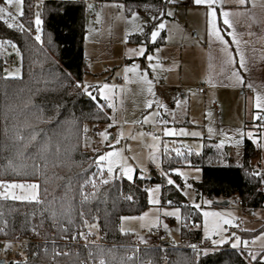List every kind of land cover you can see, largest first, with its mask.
Returning <instances> with one entry per match:
<instances>
[{
	"label": "trees",
	"instance_id": "obj_1",
	"mask_svg": "<svg viewBox=\"0 0 264 264\" xmlns=\"http://www.w3.org/2000/svg\"><path fill=\"white\" fill-rule=\"evenodd\" d=\"M99 1L124 3L128 13H149L155 22L166 17L169 2ZM23 4L18 26L10 28L0 19V40L19 49L23 70L20 77L8 76L6 54L0 51V181H36L39 198L17 200L0 196V237L61 239L74 230L92 226L97 242L88 248L80 246L61 253L32 243L26 257L17 253L16 259L3 264H86L88 255L92 264H264L262 250L213 246L203 240L201 211L188 202L179 177L175 178L180 184H169L153 169L146 179L136 175L132 181L125 177L106 180L105 172L104 176L99 174L96 155L84 145L83 131L89 125L99 131V125L111 123V116L110 107L102 99L82 88L87 72L86 4L80 0L44 1L42 40L28 30L34 26L35 0H23ZM152 27L149 24L141 32L129 35L128 41L146 43L149 50L162 44L164 33L158 41L149 43ZM213 142L206 139L201 154L163 153V170L169 172L185 164L198 166L202 178L192 185L199 198H239L245 206H262L264 178L251 164L257 154L254 142L245 138L243 160L238 165L232 162L227 148ZM148 182L161 184L163 205L182 210L180 240L176 244L142 243L121 229L123 216L138 215L148 208L144 189ZM248 233L254 235L256 231ZM137 244L142 245L139 250ZM194 244L205 248L197 251L192 248ZM130 252L133 255L129 256Z\"/></svg>",
	"mask_w": 264,
	"mask_h": 264
},
{
	"label": "rangeland",
	"instance_id": "obj_2",
	"mask_svg": "<svg viewBox=\"0 0 264 264\" xmlns=\"http://www.w3.org/2000/svg\"><path fill=\"white\" fill-rule=\"evenodd\" d=\"M96 1L90 3L87 0L85 2L86 33L84 46L86 57L95 61L91 73H85L84 85L97 84L99 92L103 85L107 84L109 86L103 89L104 96L102 97H107L113 121L112 124L98 126L100 132L96 139L84 138L85 147L90 153L96 155L99 174L104 176L103 172H105L106 180L113 177H125L127 179L119 162L112 165L113 171L109 173L107 170L109 162L107 160L98 161L100 155L117 151L127 166L133 168L132 180L135 179L136 175L146 179L152 169L164 176L167 181L171 179L174 184H180L175 178L179 177L182 182L181 190L188 202L193 206L199 205L197 208L202 214L201 230L204 241L213 246L229 245L235 248L233 245L237 246L243 238L241 232L246 229H253L256 231L255 235L250 237L253 244L264 246V209L249 210L238 207L234 198L229 199L227 205H216L215 201L220 200H212L206 196L199 198L192 182L201 180L202 169L200 167L185 164L173 167L169 172H166L163 170L162 165L163 153L185 155L190 152L201 154L206 139L214 141L213 144L217 147H227L230 150L229 154L232 157V162L236 165L241 164L245 138L251 137L257 143L259 135H255V133L261 131V142L259 143L261 153L251 160V164L254 163L255 168L261 174L264 170V128L261 125L264 122V116L261 114L264 109L256 107V97L257 95L261 96V102L264 103V91L259 90L255 91L254 94H250L246 91L243 93L235 88L213 89L205 87L206 90L203 89L204 91L199 93L195 89L197 86V83H195V85L172 89L171 92L166 94L160 85L151 86L152 92L149 93L147 91L149 85L145 84L142 74L146 73L147 79L151 83H162L161 77L164 69L162 49H153V54V51L146 53L145 48L144 55H137L130 50H138L140 46L126 44L123 40L124 34H130L131 28L142 29L149 24L154 26L152 31L156 30V26L161 22L164 23L165 27L159 29V33L160 31L169 30L173 26L172 20L176 24H187L189 30H192V17L196 13L199 28L194 27L193 32L188 33L191 36L199 33L198 37H194L196 42H204L207 5H197L195 0H169L165 13L170 18L163 17L155 22L153 15L138 10L124 15V5L119 2ZM230 1L239 3V0ZM245 2H249L252 6H264V0H245ZM43 3L44 0H35V14L33 17L34 26L40 33L43 30L41 16ZM0 7L6 9L4 14H0L4 16L3 20L13 26L20 24V11L23 12L24 9L23 0L22 4L13 3L12 5L6 4L5 0H0ZM169 12H171V15L168 14ZM7 13H11V16ZM133 14H135V17ZM147 15H149L148 22L145 21ZM37 16L40 19L39 25L35 23ZM218 26L220 27V24ZM221 27L224 31L226 30L225 26L221 25ZM0 42L2 41L0 40ZM0 51L6 55H9V53L15 54V46L2 42L0 43ZM148 56H152L153 59L149 61ZM125 58H128L127 62ZM133 65L137 66L135 72L125 71L126 68ZM152 65H156V67L153 68ZM150 69L152 77L148 72ZM22 71L20 60L5 67V72L10 77H20ZM133 73L138 74V76L130 77V74ZM198 74H193L195 80L202 77ZM121 76H124L127 82L125 86L116 83ZM198 82L204 83V80L201 79ZM177 101H179V104H177ZM148 104H151V107H148ZM254 106L257 108L256 111L253 110ZM260 110L262 111L260 112ZM156 113L159 114L156 115ZM162 114H165L166 123L161 118ZM254 116L261 118L259 127L247 128V124L252 122ZM145 118H147L146 122ZM143 123L155 126L162 136L147 135L144 130L138 127V124ZM87 127L93 129L94 125ZM166 129L173 134H166ZM210 129L211 131H209ZM101 133H106L107 139ZM193 133L199 135H193ZM111 159L115 160L117 158ZM12 182L35 183L38 185L36 181H8L6 183ZM148 184V208L138 215L123 216L121 218V229L123 232L134 235L142 243L169 241L176 244L180 240L182 210L178 206L162 204L160 183L148 182ZM13 194L17 196L34 195L35 199L26 200H36L39 198V187L35 190L25 191L5 189L2 186L0 190L1 197L12 198ZM153 201H158V203H153ZM205 212L218 213L219 215L205 217ZM168 213L174 214L169 215ZM225 220H230L231 223H224ZM206 227L207 231L205 230ZM247 239L249 238H244V240ZM0 259L9 262L16 259V257L13 254L3 252L0 253Z\"/></svg>",
	"mask_w": 264,
	"mask_h": 264
},
{
	"label": "crops",
	"instance_id": "obj_3",
	"mask_svg": "<svg viewBox=\"0 0 264 264\" xmlns=\"http://www.w3.org/2000/svg\"><path fill=\"white\" fill-rule=\"evenodd\" d=\"M47 1V0H44ZM60 1H78V0H60ZM101 2V1H100ZM112 2V1H111ZM114 2V1H113ZM92 3V2H90ZM124 5V15L129 14L126 10V6L124 3L119 2ZM217 9V26H218L221 35L224 40L228 42V51L232 53L235 58V70L239 71L240 75L243 78L242 83H237L234 77H231V73L229 72V65L224 63L226 59V54L222 51L224 48V44L218 40L214 35L211 34L210 25L208 24L209 17L207 16L208 8L206 9V18H205V27H204V42H196L194 37H198L199 33H195L192 36L189 35L188 32L192 31L194 27H198L197 14L195 13L192 17V30H189L187 24L180 25L174 20H172L173 26L169 30L160 31L155 41L151 40V32L153 27L149 33V43H154L159 40L162 33H164V39L162 44L154 47L153 49H162L161 54L162 64L164 65L163 75L161 77V84L151 83L150 86L160 85L164 89L165 94L167 92H171L172 89L181 88L187 85H195L196 87L200 85H204L206 88L213 89H223V88H235L241 90L243 93L249 92L250 94H254L255 91L263 90L264 91V6L262 5H251L249 2L234 3L230 0H222V2L216 4ZM221 9L230 12V22L232 27L229 28L227 25L223 24V17L220 15ZM166 17H169L166 15ZM146 22L149 21V15L146 16ZM221 25L225 26L226 30L221 29ZM144 28H131L130 34H124V42L126 44H133L146 48V53L149 51L148 44L141 43L135 44L128 41V36L137 32H141ZM193 32V31H192ZM232 32L237 39L240 41L239 49L240 52H243L245 56V63L247 65V69H241L239 67V52H237V45L232 41V36L228 33ZM195 41V42H194ZM3 42V41H2ZM139 48V47H138ZM164 49V50H163ZM167 50V51H165ZM12 52V50H10ZM9 51V52H10ZM165 51V52H164ZM84 53L86 61H89L90 64L86 65L87 72L91 73V69L94 65L95 60H91L86 57V51L84 46ZM10 54V53H9ZM137 58V57H135ZM128 58H125L127 62ZM124 61V62H125ZM150 77H152L151 69L148 70ZM143 73V72H142ZM199 73V77L197 80L193 78V74ZM94 75V73H93ZM138 74L133 73L130 74V77H137ZM142 76H144L142 74ZM137 79V78H136ZM201 79L204 80V83H199ZM211 81V82H209ZM117 85L125 86L127 82L125 81L124 76H121L117 80ZM146 84V83H145ZM148 85V84H147ZM88 87L89 93H94L95 96L102 99L109 107V103L107 99L102 97L99 92V87L97 84H91ZM82 87H84V79L82 82ZM195 87V89H196ZM206 90V89H204ZM204 90L196 91L202 93ZM160 96V95H159ZM161 98V96H160ZM253 110L256 111L257 108L253 107ZM262 110H260L261 112ZM264 116V112L261 113ZM110 116L111 123L112 114L110 107ZM261 116V115H260ZM166 121L165 114H162L161 117ZM261 122V118L258 116H254L252 118V122L247 124V128L259 127V123ZM124 123V121H123ZM109 125V124H108ZM262 128H264V122H262ZM259 135V140L256 143L251 137L250 138L256 148L257 155H260V146L261 142V131L260 133H255V135ZM227 148V147H220ZM228 150V149H227ZM230 152V150H228ZM255 156V157H256ZM253 167L256 165L253 163ZM263 210V209H260ZM255 231L253 229L243 230L240 243L235 247H245L252 246L254 248H264V246H256L253 244V241L250 239L253 235H249L248 232ZM255 235V234H254ZM244 238H249L244 240ZM245 241H247V245H245Z\"/></svg>",
	"mask_w": 264,
	"mask_h": 264
},
{
	"label": "snow or ice",
	"instance_id": "obj_4",
	"mask_svg": "<svg viewBox=\"0 0 264 264\" xmlns=\"http://www.w3.org/2000/svg\"><path fill=\"white\" fill-rule=\"evenodd\" d=\"M6 4L8 5H12L13 3H17V4H22V0H5ZM222 2V0H195V3L197 5H207V8H208V11H207V16L209 17L208 19V24L210 25V30H211V34L214 35L218 40H220L223 44H224V48L222 49V51L226 54V59L224 60V63L226 65H229V72L231 73V77H234L236 82L237 83H242L243 82V78L242 76L240 75L239 71L235 70L234 66L235 65V58L233 57L232 53L228 51V42L224 40L223 36L221 35L220 33V30L217 26V9L216 7H214V5H216L217 3H220ZM245 2V0H239V3L243 4ZM122 7V6H120ZM6 12V9L4 7H0V14H4ZM169 15H171V12L168 13ZM7 15L11 16V13H7ZM20 15L22 16L23 15V12L22 10L20 11ZM134 17H135V14H133ZM161 15H163V13H161ZM220 15L223 17V24L224 25H227L229 28L232 27V24L230 22V12L229 11H225L223 9H221V12H220ZM4 16L3 15H0V19H3ZM14 19V18H13ZM35 23L37 25L40 24V19H39V16H37L36 18V21ZM8 27H13V25L11 23L8 24ZM165 27L164 23H159L157 26H156V30H153L151 32V40L152 41H155L158 34H159V29H163ZM230 36H232V41L237 45V52H239V67L241 69H247V65L245 63V56L243 54V52H240V49H239V45H240V41L237 39V37L232 33V32H229L228 33ZM37 40L40 39L39 36L36 37ZM2 43V42H0ZM132 52H135L137 55H144L145 54V49L143 47L139 48L138 50H130ZM159 51V50H157ZM149 61H151L153 59L152 56H148L147 57ZM153 68L156 67V65H152ZM137 70V66L136 65H133L132 67L130 68H126L125 71L126 72H135ZM143 80L146 84L149 85L147 91L149 93L152 92V88H151V81H149L147 79V74L145 73L144 76H143ZM211 82V81H209ZM78 87L80 86L79 84L77 85ZM90 87L89 85H84V88H85V91H87V88ZM109 86L107 84L103 85V87L101 88L100 90V94L101 96H104V93H103V89L105 88H108ZM89 95H91L89 93ZM105 99H107V97H104ZM93 99H95V97H93ZM261 96L257 95L256 97V107L258 109H264V103L261 102ZM177 104H179V101H177ZM148 107H151V104H148L147 105ZM160 107H164L163 105H159ZM102 107V106H101ZM159 113H156V115H158ZM147 121V118H145V122ZM166 123V121H165ZM211 131V129L209 130ZM166 134H173L170 130H165ZM102 136H104L105 139H107V134L106 133H101ZM193 135H199L198 133H193ZM155 138V137H154ZM21 139H23L21 137ZM119 142V141H117ZM111 158H117V159H111ZM108 161L109 162V165H108V172L109 173H112L113 171V167L112 165L114 163H117L119 162L120 163V166L123 170V173L124 175L127 177V179L129 181H131L133 179V168L131 166H127L126 162H124L123 158L120 156V153L117 152V151H111V152H107L105 154H102L98 157V161L100 162H103V161ZM257 175H259V173H256ZM107 181H105L106 183ZM168 183L169 184H172L174 183L171 179L168 180ZM0 186H3L5 189H21V190H35L38 185H36L35 183H32V184H28V183H15V182H12V183H6V182H2L0 181ZM12 198L13 199H17V200H26V199H35V196L32 195V196H27V195H20V196H17V195H12ZM153 203H158V201H153ZM170 203V202H169ZM196 207H199V205H196ZM169 215H173L174 213H168ZM209 215H212V216H217L219 215L218 213H208V212H205L204 213V216L205 217H208ZM124 219H129V218H124ZM224 223H231L230 220H225ZM207 231V227L205 229ZM245 245H247V241L244 242ZM7 246H10V245H7ZM233 247H236V245L234 244ZM253 259H255V256H253Z\"/></svg>",
	"mask_w": 264,
	"mask_h": 264
},
{
	"label": "built area",
	"instance_id": "obj_5",
	"mask_svg": "<svg viewBox=\"0 0 264 264\" xmlns=\"http://www.w3.org/2000/svg\"><path fill=\"white\" fill-rule=\"evenodd\" d=\"M83 2H86L87 0H80ZM89 2H97L96 0H88ZM29 32L34 37L39 36L40 40H42L43 36L40 32H38L35 28V26L29 27ZM21 54L19 49L15 46V54H9L4 56V63L6 66L12 65L16 63L18 60H20ZM90 62L86 61V65H89ZM205 88L204 85H200L196 87L197 91H201ZM137 126V125H136ZM139 129L144 130V132L147 135H154L156 137H161V132L153 125L151 124H138ZM98 130L95 129H89L88 127H85L83 131V135L86 137H91L93 139H96L99 135ZM261 177L264 178V170L261 172ZM144 189L148 190L149 185L144 184ZM235 204L238 207H243L245 209H264V204L258 208L255 207H249L245 206L239 198L235 199ZM5 230V229H3ZM95 233V229L92 226H88L85 229L82 230H74L72 233L65 234L61 239H49L46 240L42 236L39 239H36L35 237H27L23 235H17L13 237H0V253H6V254H17L20 253L21 255L25 256L27 255V249L30 244L32 243H41L44 245V250H47L48 248L52 247L55 253H61L62 251H68L70 249H77L80 246H84L88 248L91 244L96 243L97 241L93 239V234ZM10 245V246H7ZM142 245L137 244L136 248L139 250ZM193 249L200 251L204 249L200 244H194L192 246ZM239 249H248V250H262L264 251V248H254L252 246H245V247H239ZM133 255V252L129 253V256ZM86 264H92L91 258L88 255L87 256V262Z\"/></svg>",
	"mask_w": 264,
	"mask_h": 264
},
{
	"label": "water",
	"instance_id": "obj_6",
	"mask_svg": "<svg viewBox=\"0 0 264 264\" xmlns=\"http://www.w3.org/2000/svg\"><path fill=\"white\" fill-rule=\"evenodd\" d=\"M216 205H227L229 204L228 200H220V201H215ZM5 262V259H0V263L3 264Z\"/></svg>",
	"mask_w": 264,
	"mask_h": 264
}]
</instances>
